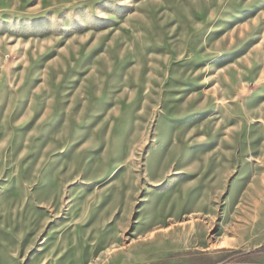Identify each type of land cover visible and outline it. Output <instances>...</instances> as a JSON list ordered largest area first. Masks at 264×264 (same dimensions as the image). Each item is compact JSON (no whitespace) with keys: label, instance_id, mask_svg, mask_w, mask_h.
Listing matches in <instances>:
<instances>
[{"label":"rangeland","instance_id":"374dc122","mask_svg":"<svg viewBox=\"0 0 264 264\" xmlns=\"http://www.w3.org/2000/svg\"><path fill=\"white\" fill-rule=\"evenodd\" d=\"M227 259L264 263V0H0V264Z\"/></svg>","mask_w":264,"mask_h":264},{"label":"bare ground","instance_id":"6f19581e","mask_svg":"<svg viewBox=\"0 0 264 264\" xmlns=\"http://www.w3.org/2000/svg\"><path fill=\"white\" fill-rule=\"evenodd\" d=\"M245 187H246V183L243 184V185L239 188V190H238V192H237V194H236V197L239 196V194L243 191V189H244ZM215 245H216L217 248L227 247V245H228V239H227V236H223L222 238H220L219 240H217V242H216Z\"/></svg>","mask_w":264,"mask_h":264},{"label":"water","instance_id":"95a60500","mask_svg":"<svg viewBox=\"0 0 264 264\" xmlns=\"http://www.w3.org/2000/svg\"><path fill=\"white\" fill-rule=\"evenodd\" d=\"M214 264H264V263H257V262H244V261H234V260H223Z\"/></svg>","mask_w":264,"mask_h":264},{"label":"crops","instance_id":"0c3cea01","mask_svg":"<svg viewBox=\"0 0 264 264\" xmlns=\"http://www.w3.org/2000/svg\"><path fill=\"white\" fill-rule=\"evenodd\" d=\"M221 250V249H220ZM222 250H223V248H222ZM219 252H222V251H219Z\"/></svg>","mask_w":264,"mask_h":264}]
</instances>
